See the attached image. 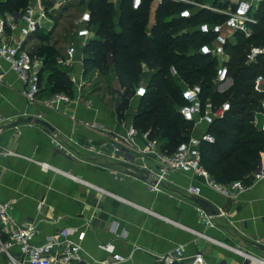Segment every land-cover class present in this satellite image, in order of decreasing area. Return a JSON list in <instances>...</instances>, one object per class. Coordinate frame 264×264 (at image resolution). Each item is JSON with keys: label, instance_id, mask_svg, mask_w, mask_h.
Wrapping results in <instances>:
<instances>
[{"label": "crops", "instance_id": "0c3cea01", "mask_svg": "<svg viewBox=\"0 0 264 264\" xmlns=\"http://www.w3.org/2000/svg\"><path fill=\"white\" fill-rule=\"evenodd\" d=\"M4 1L0 0V4ZM121 1L110 0L116 10ZM88 2L84 0V10H89ZM221 2L204 1L223 8L219 5ZM149 4L152 20L158 4L153 1ZM54 11L50 20L42 21L39 32L47 33L52 27L53 31ZM5 12L9 10L2 7L0 13ZM74 27L73 39L69 40H76ZM36 34L25 42L31 52L36 46L33 44ZM81 50L78 49L72 72L68 73L72 82L75 81L71 101L50 106L46 100L54 94L49 91L45 69L41 76L42 90L36 101L28 102L23 95V82L6 62H0V201L11 202L10 216L20 223H36L40 232L34 240L36 244L63 228H75L77 234L83 232V256L91 262L108 258L98 244L111 241L120 254L128 257L120 264H157L162 255L179 246L187 258L202 252L210 264H243V257L225 247L223 241L251 252L254 251L244 244L254 248L253 242L264 245V180L250 183V188L236 199L202 188L197 195L225 213L223 217L214 218L215 226L210 227L205 225L202 210L187 193L190 184L199 185L198 180L184 174H171L163 190H149L144 181L115 162H107L89 152L90 145L108 149V144L103 146L108 136L91 125L123 134L135 116L138 100L132 99L133 107L126 109L119 119L115 103L111 107L79 90L77 84L83 75ZM76 66H80V75ZM108 71L114 73V69ZM115 83L114 89L118 88ZM28 116L53 126L55 135L68 144L74 156L57 151L50 143V134L37 124L11 127L17 118ZM255 126L264 129L262 113L255 114ZM205 129L203 125L197 126L194 135L202 134ZM41 163L50 168H42ZM115 222L125 230V238L115 237L110 232ZM256 254L264 256L263 252Z\"/></svg>", "mask_w": 264, "mask_h": 264}, {"label": "trees", "instance_id": "16d2710c", "mask_svg": "<svg viewBox=\"0 0 264 264\" xmlns=\"http://www.w3.org/2000/svg\"><path fill=\"white\" fill-rule=\"evenodd\" d=\"M41 1L47 6L53 5L52 1ZM195 1L204 3V0ZM29 2L5 0L0 8L16 12ZM225 4L219 5L225 7ZM82 5L84 0L71 1L61 8L56 20L68 8ZM87 5L92 32L81 50L83 74L108 70L107 55H113L118 88L108 90L112 98L120 92L117 117L123 116L132 99L138 100L133 125L148 131L150 137L159 140L161 149L170 153L193 131V125L184 121L178 112L183 85H200L202 99H210L213 107L224 102L229 105L224 115L208 127L212 141L200 145L202 166L219 184L239 180L250 184L251 173L264 155V129L255 126V114L262 113L264 99V91L255 90L257 78H264V54L251 62L247 54L252 47H264V0L257 5L256 22L250 24L249 33L234 32V40L226 45L229 59L225 65L232 83L223 93L218 92L214 83L217 60L197 52L201 44L210 40L197 26L202 22L221 23L225 16L183 3L164 2L158 5L152 23L149 0L138 10H132L130 0H122L118 10L110 0H89ZM186 7L191 9L192 17L180 18L178 13ZM52 35L53 31H49L39 36L40 45L32 52L44 58L45 70L49 62L57 65L47 75L49 91L71 98L73 84L68 72L56 63L64 49L60 44L63 40L55 39L49 44ZM170 67H174L176 76L171 75ZM141 83H145L146 93L135 98V88Z\"/></svg>", "mask_w": 264, "mask_h": 264}, {"label": "built area", "instance_id": "2783aa9c", "mask_svg": "<svg viewBox=\"0 0 264 264\" xmlns=\"http://www.w3.org/2000/svg\"><path fill=\"white\" fill-rule=\"evenodd\" d=\"M145 0H130L132 10H138ZM162 4L164 2L183 3L193 6L197 10H207L225 16L221 23L202 22L197 30L204 36H210V40L203 43L197 49L202 55L215 58L217 67L214 83L218 92H225L231 85L228 77V69L225 65L229 59L226 45L231 40L234 32L248 34L250 24L255 23L254 12L257 5L263 0H222L226 2L223 8L212 4L200 3L195 0H149ZM61 5V2L46 6L41 0H32L24 9L16 12L0 13V62L4 61L9 69L23 82V95L28 102H34L42 90L41 76L44 70V58L26 49V39L35 35L42 27L43 20H50V15ZM192 11L186 7L178 13L180 18L189 19ZM91 15L89 10L81 12L74 22V35L76 40H69L64 54L56 58V63L64 68L71 67L79 48L86 45L92 28L90 26ZM154 23V17L151 20ZM264 54V47H252L247 54L248 62L256 56ZM109 69H114V58L111 53L107 55ZM172 76H176L174 67H170ZM73 82H75L73 80ZM264 78L259 77L255 82V90L264 91ZM80 90V85H78ZM146 93L145 83L135 88V98H140ZM200 85L184 84L181 90L182 105L178 112L184 121L193 125V131L185 140L180 142L174 151L167 153L161 149L157 138L150 137L148 131H141L131 122L123 134L109 132L100 128L99 125L91 127L100 129L106 134L108 144L107 151L93 145L87 150L97 157L105 158L107 162H126L143 168L149 172L144 182L146 188L153 191L163 190L162 184L169 180L171 174H184L192 180H198L199 185L190 184L187 193L199 194L202 188H208L222 196L236 199L257 181L264 180V155L255 165L251 173V184L242 181H233L229 184L217 183L204 169L201 162L200 145L202 142H211L212 136L208 133V127L216 118H221L228 109V103L224 102L218 107H213L210 99L203 100ZM117 101L120 92H116ZM71 98L64 93H56L46 100L48 106L58 103H69ZM88 100L87 102H90ZM262 114L264 115V99L261 102ZM2 117L0 116V123ZM205 126V131L196 136L194 129L197 126ZM1 132V128H0ZM50 143L57 151H63L71 156L74 152L68 144L58 139L55 134L49 135ZM42 168H50L48 164L41 163ZM11 202L0 201V264H120L128 260L117 250L113 242L107 241L98 244V248L108 255L107 259L88 261L83 256L81 241L84 233L77 234L75 228H63L50 235L42 243L36 244L34 240L39 235V229L34 222L20 223L12 218L8 212ZM205 225L214 227V218L223 217L225 213L220 210L215 217L206 216ZM110 232L119 238H125L126 232L121 229L117 222L113 223ZM77 234V236H76ZM75 236V238H74ZM210 240V238H208ZM221 243V242H220ZM223 244V243H222ZM228 249L243 257V264H264V256L251 251L235 248L223 244ZM163 264H210L202 252H197L187 258L182 247H176L159 258Z\"/></svg>", "mask_w": 264, "mask_h": 264}, {"label": "rangeland", "instance_id": "374dc122", "mask_svg": "<svg viewBox=\"0 0 264 264\" xmlns=\"http://www.w3.org/2000/svg\"><path fill=\"white\" fill-rule=\"evenodd\" d=\"M46 2L50 3L51 1L54 3L57 2H61V5L59 7V9H57L56 11H54L53 13V18L54 21H51V23L54 25V29H53V35L51 37V40L49 42V44L52 43L53 40L58 39V40H63V42H61L60 44L63 46V48H65L66 46V41L69 39H73V28L71 26H74V22L75 20L80 16L81 12L84 10V7L82 6H78L75 8L74 7H70L68 8V10L66 12L62 13V18L60 20H56V17L58 14L61 13V8L63 6L68 5L71 1L72 2H76L78 0H45ZM204 1H210V0H204ZM75 4V3H74ZM52 25V26H53ZM53 28V27H52ZM52 28L50 29L52 31ZM47 33L46 31H40L39 33H37L35 39L33 40V44L38 46L40 45V41L38 40L39 36H45ZM63 51L61 52V54H63ZM57 66L55 63L49 62L48 65L46 66V75L49 73L50 68H52L53 66ZM64 68V67H63ZM68 73L72 72V66L71 67H66L64 68ZM75 70L78 71L79 75L81 74V70H80V66H76ZM113 72H110L108 70L104 71V72H100V73H96L95 71H91L90 73H88L87 75H82L81 80H79V84L80 85V89L83 93H90L92 94V96L96 99V101H100L102 103H106L108 105H110L111 107L113 106L114 100L116 98V96H113L114 98L110 97V92L108 90V88H112V86H116V77L115 74L113 75ZM70 78V76H69ZM71 80V78H70ZM72 82V80H71ZM73 87H75L74 82H72ZM49 88V87H48ZM112 98V99H111ZM116 100V99H115ZM130 107H133V103L130 102L129 106L127 109H130ZM123 117V116H122ZM120 119V118H119ZM264 228V226H263ZM225 244L233 246L232 244H229L230 242L228 240L223 241ZM237 242H240V240H238ZM245 247H250L248 249H251L252 251L256 252V253H262L259 252L256 248L251 247V246H247L246 244H244Z\"/></svg>", "mask_w": 264, "mask_h": 264}, {"label": "water", "instance_id": "95a60500", "mask_svg": "<svg viewBox=\"0 0 264 264\" xmlns=\"http://www.w3.org/2000/svg\"><path fill=\"white\" fill-rule=\"evenodd\" d=\"M19 124H37L44 128L46 132L50 135L55 134V129L53 126H51L48 122L45 120H42L40 118H35L33 116L28 117H19L17 118L11 127L18 126ZM120 167L124 168L130 175L142 180L146 181L147 177L149 175V172L143 168H139L137 166H134L132 164L126 163V162H119L117 163ZM165 184L163 183L162 186ZM189 199L198 206L202 210V212L209 217H215L219 214L220 210L217 209L212 202H210L208 199L201 197L197 194H191ZM253 246H255L258 250L264 253V245L259 244L258 242H253Z\"/></svg>", "mask_w": 264, "mask_h": 264}]
</instances>
